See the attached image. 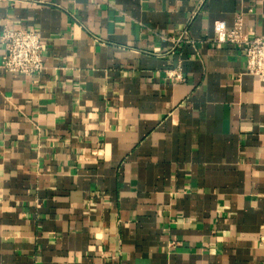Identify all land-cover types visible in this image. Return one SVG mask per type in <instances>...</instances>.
I'll return each mask as SVG.
<instances>
[{
  "label": "crops",
  "instance_id": "1",
  "mask_svg": "<svg viewBox=\"0 0 264 264\" xmlns=\"http://www.w3.org/2000/svg\"><path fill=\"white\" fill-rule=\"evenodd\" d=\"M238 13L264 37V0H0L44 65L0 66V264H264V82L214 33Z\"/></svg>",
  "mask_w": 264,
  "mask_h": 264
},
{
  "label": "built area",
  "instance_id": "2",
  "mask_svg": "<svg viewBox=\"0 0 264 264\" xmlns=\"http://www.w3.org/2000/svg\"><path fill=\"white\" fill-rule=\"evenodd\" d=\"M214 33L216 42L229 43L242 48L245 72L264 82V37L250 38L244 33L242 14H236L230 29H227L222 22H215ZM0 39L5 51L0 64L4 71L35 76L43 70V47L38 32L23 28L4 27ZM170 77L180 80L181 74L178 71Z\"/></svg>",
  "mask_w": 264,
  "mask_h": 264
}]
</instances>
